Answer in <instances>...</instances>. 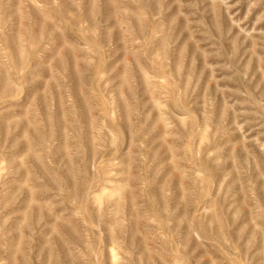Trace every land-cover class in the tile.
Returning <instances> with one entry per match:
<instances>
[{"label": "rangeland", "instance_id": "374dc122", "mask_svg": "<svg viewBox=\"0 0 264 264\" xmlns=\"http://www.w3.org/2000/svg\"><path fill=\"white\" fill-rule=\"evenodd\" d=\"M0 264H264V0H0Z\"/></svg>", "mask_w": 264, "mask_h": 264}]
</instances>
